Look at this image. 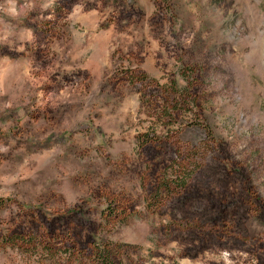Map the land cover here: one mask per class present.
I'll return each instance as SVG.
<instances>
[{
	"label": "rangeland",
	"instance_id": "obj_1",
	"mask_svg": "<svg viewBox=\"0 0 264 264\" xmlns=\"http://www.w3.org/2000/svg\"><path fill=\"white\" fill-rule=\"evenodd\" d=\"M0 264H264V0H0Z\"/></svg>",
	"mask_w": 264,
	"mask_h": 264
}]
</instances>
